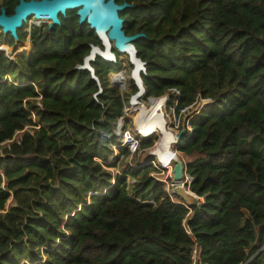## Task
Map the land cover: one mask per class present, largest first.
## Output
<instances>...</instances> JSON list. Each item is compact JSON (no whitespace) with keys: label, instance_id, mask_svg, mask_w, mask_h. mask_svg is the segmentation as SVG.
Instances as JSON below:
<instances>
[{"label":"trees","instance_id":"obj_1","mask_svg":"<svg viewBox=\"0 0 264 264\" xmlns=\"http://www.w3.org/2000/svg\"><path fill=\"white\" fill-rule=\"evenodd\" d=\"M114 1L127 3L125 34H144L133 44L146 94L177 89L178 110L212 100L177 145L202 154L186 171L203 202L171 200L148 165L120 170L126 148L111 159L138 87L111 85L123 67L113 49L93 72L79 67L104 46L77 8L24 31L29 17L16 40L5 34L9 45L29 36V53H0V264H191L193 240L198 264H264V0Z\"/></svg>","mask_w":264,"mask_h":264},{"label":"built area","instance_id":"obj_2","mask_svg":"<svg viewBox=\"0 0 264 264\" xmlns=\"http://www.w3.org/2000/svg\"><path fill=\"white\" fill-rule=\"evenodd\" d=\"M32 18H34V21L28 25V20L24 31H30L32 27L43 26L49 20L47 18ZM40 19H45L46 22L40 21ZM1 34L3 36L0 39V53H5L10 58L6 52L9 44L5 34L3 32ZM117 76L120 75L115 74L112 77L111 83H113V86L119 85L113 79ZM121 78L124 81V78ZM121 84L125 89V83L122 82ZM120 93L122 94V92ZM178 100L179 91L177 89H171L170 92L160 96H148L144 86L143 89H138V92L123 102L122 116L113 125V133L117 137V144L113 145V155L111 157L113 159L114 156L118 155V149L121 147L127 149L130 157L134 154H142L144 156L143 152L146 151L147 157L146 155L144 156L146 157L144 161H138L136 164L130 161L129 166L131 168H139L148 165L151 168L148 174L149 177L159 182L173 201V197H178L175 193V187L180 186L191 192L189 185L194 180V177L187 173L186 164L183 163V160L177 158L179 154L177 150L178 142L183 135L190 134L191 118L201 110L209 108L208 105L212 104V100L198 97L191 105L178 110ZM167 109L171 111V116L168 115ZM180 129H184V133L180 138H177ZM153 136H155V142L151 146L140 149V140ZM177 160L182 162V178L180 181L173 180V167ZM115 174H120V171L117 169V173ZM128 181L133 182V180ZM178 199L174 202L183 203V199L180 197ZM202 202H199L197 205ZM184 203L188 205L185 201ZM183 225L186 232L189 233L185 223ZM200 252V245L193 240L191 264H198L200 262Z\"/></svg>","mask_w":264,"mask_h":264},{"label":"water","instance_id":"obj_3","mask_svg":"<svg viewBox=\"0 0 264 264\" xmlns=\"http://www.w3.org/2000/svg\"><path fill=\"white\" fill-rule=\"evenodd\" d=\"M126 5L125 2L117 4L114 0H19L13 8L12 14L7 15L3 8L0 10V30L5 34L10 33L16 39L17 28H20L29 17H45L50 20V23H59L58 13L64 14L67 9L77 8L79 22L86 20L104 46L103 50L93 46L90 55L84 58L83 65L79 67H87L93 72L88 62L96 54L107 60H114L113 49L116 53L126 54L128 62L133 67L130 78L141 90L143 84L140 79V72L144 70V62L137 57L133 41L144 34L126 35L123 31V19L119 17L118 11ZM118 74L123 77L121 73ZM183 133L184 129H181L177 138H180ZM181 178L182 162L177 160L173 167V180L180 181ZM175 193L190 206L199 203L198 197L194 193L188 192L180 186L175 187Z\"/></svg>","mask_w":264,"mask_h":264},{"label":"rangeland","instance_id":"obj_4","mask_svg":"<svg viewBox=\"0 0 264 264\" xmlns=\"http://www.w3.org/2000/svg\"><path fill=\"white\" fill-rule=\"evenodd\" d=\"M33 17V16H32ZM30 18L29 19V21H28V25H29V23L30 22H32V21H34V18ZM42 18H45V17H42ZM39 19V18H38ZM40 21H44V22H46V20L45 19H40ZM50 23V20H48V23H44L45 25L46 24H49ZM5 34V33H4ZM0 35H1V30H0ZM29 37H27L26 38V40L25 41H22V42H15L13 45H9L8 46V48H7V50H6V52H7V55L10 57L9 59H15L19 54H21V53H25V54H27V53H29V51H30V49H31V42L29 41V39H28ZM4 42V41H3ZM4 46V45H3ZM5 49H6V47H5ZM5 54V53H4ZM118 54V57H119V60L122 62V70L120 71V72H118V73H121L122 74V76H123V78H124V81H123V79L119 82V85L118 86H114L119 92H122V93H125V95L129 92V89H130V80H131V78H130V73H131V70H132V68H131V66H130V63L128 62V60H127V56H126V54H123V53H117ZM118 73H111L110 75H109V80H110V83H111V80H112V77H113V75H115V74H118ZM120 77V76H119ZM125 83V89H124V87H122V84L121 83ZM121 84V85H120ZM111 85H113V83H111ZM144 101H146V100H144ZM208 106H211V104L210 105H208ZM167 111H168V109H167ZM168 115H170L171 116V111L169 110L168 111ZM171 120H172V117H171ZM180 131H181V129H180ZM180 131H179V133H180ZM143 154H144V156L146 155V151H144L143 152ZM202 154H195V153H193L192 155H190V156H188V157H182L183 159V163L184 164H186L188 161H191L192 159H194V158H196V157H199V156H201ZM142 154H134V155H132V157H130V155H127L125 158H120V160H119V166H120V170H123L124 169V167L126 166V165H129V163H130V161L133 163V164H136L138 161L140 162V161H144V159L147 157V155H146V157H144ZM195 156V157H194ZM131 158V159H130ZM177 158L179 159H181V157H180V155L178 154V156H177ZM113 171H114V173H117V169H113ZM172 199H174V201L176 200H179L178 199V197H173ZM203 201V199L200 197L199 198V202H202Z\"/></svg>","mask_w":264,"mask_h":264},{"label":"bare ground","instance_id":"obj_5","mask_svg":"<svg viewBox=\"0 0 264 264\" xmlns=\"http://www.w3.org/2000/svg\"><path fill=\"white\" fill-rule=\"evenodd\" d=\"M113 79L115 80L116 83H119L122 80L121 76L114 77Z\"/></svg>","mask_w":264,"mask_h":264},{"label":"crops","instance_id":"obj_6","mask_svg":"<svg viewBox=\"0 0 264 264\" xmlns=\"http://www.w3.org/2000/svg\"><path fill=\"white\" fill-rule=\"evenodd\" d=\"M179 154H180V157H181V159H183L182 157H188L187 155H185V154H183V153H181V152H179ZM195 157V156H194ZM189 162V161H188Z\"/></svg>","mask_w":264,"mask_h":264}]
</instances>
